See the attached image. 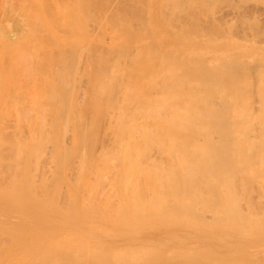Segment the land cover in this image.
Masks as SVG:
<instances>
[{"label": "bare ground", "instance_id": "obj_1", "mask_svg": "<svg viewBox=\"0 0 264 264\" xmlns=\"http://www.w3.org/2000/svg\"><path fill=\"white\" fill-rule=\"evenodd\" d=\"M263 21L0 0V264H264Z\"/></svg>", "mask_w": 264, "mask_h": 264}, {"label": "rangeland", "instance_id": "obj_2", "mask_svg": "<svg viewBox=\"0 0 264 264\" xmlns=\"http://www.w3.org/2000/svg\"><path fill=\"white\" fill-rule=\"evenodd\" d=\"M249 5H250V6H249ZM248 7H249V8H248ZM248 7H247V11H249V10L252 11L253 8H254L251 4H248ZM254 9H255V8H254ZM260 9H261V8L258 7L257 10H256V11L258 12V14H260V13L263 12L262 9H261V10H260ZM259 12H260V13H259ZM263 22H264V21H263ZM263 22H262V23H263ZM263 25H264V24H263ZM0 220H2V216H1V215H0Z\"/></svg>", "mask_w": 264, "mask_h": 264}]
</instances>
